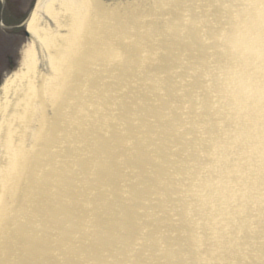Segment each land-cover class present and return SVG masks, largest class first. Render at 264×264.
Returning <instances> with one entry per match:
<instances>
[{
    "label": "bare ground",
    "instance_id": "obj_1",
    "mask_svg": "<svg viewBox=\"0 0 264 264\" xmlns=\"http://www.w3.org/2000/svg\"><path fill=\"white\" fill-rule=\"evenodd\" d=\"M0 85V264H264V0H36Z\"/></svg>",
    "mask_w": 264,
    "mask_h": 264
},
{
    "label": "rangeland",
    "instance_id": "obj_2",
    "mask_svg": "<svg viewBox=\"0 0 264 264\" xmlns=\"http://www.w3.org/2000/svg\"><path fill=\"white\" fill-rule=\"evenodd\" d=\"M127 1H129V0H127ZM28 12H30L29 10L26 12V14H24L25 15V17L24 18H27L26 16H27V14H28ZM31 44V41H30V39H28L27 37H25L24 35H22L21 36V43H20V52H19V54L17 55V56H14V61H13V64H12V67H11V69H8V67H7V65H8V61H7V57L8 56H6L5 55V53H4V50H2L1 48H0V65H3V68L5 67L7 70H5V71H7V73H9V72H11V71H13V70H15L16 68H17V66H18V63L20 62V60H21V56H22V54H23V51H24V49L27 47V46H29ZM6 47V46H5ZM2 68V69H3ZM0 69H1V67H0ZM1 69V70H2ZM1 70H0V81H2L3 79V75H4V73H2L1 72Z\"/></svg>",
    "mask_w": 264,
    "mask_h": 264
},
{
    "label": "flooded vegetation",
    "instance_id": "obj_3",
    "mask_svg": "<svg viewBox=\"0 0 264 264\" xmlns=\"http://www.w3.org/2000/svg\"><path fill=\"white\" fill-rule=\"evenodd\" d=\"M4 8L6 10H10L11 11V14H9V16H14L15 14H17V10L18 9H21L23 8V4L21 2H18L16 0H5L4 3ZM5 35L9 38L12 39V41H15L17 40V37L19 36V34H10V33H7L5 32ZM13 48H15V44L13 45ZM13 48H10L9 49V53H12L13 52Z\"/></svg>",
    "mask_w": 264,
    "mask_h": 264
}]
</instances>
